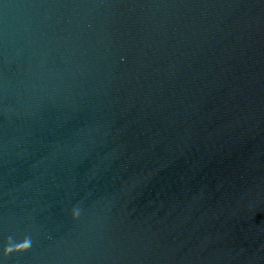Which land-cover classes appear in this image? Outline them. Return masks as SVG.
I'll use <instances>...</instances> for the list:
<instances>
[{
  "label": "water",
  "instance_id": "water-1",
  "mask_svg": "<svg viewBox=\"0 0 264 264\" xmlns=\"http://www.w3.org/2000/svg\"><path fill=\"white\" fill-rule=\"evenodd\" d=\"M0 264H264V0H0Z\"/></svg>",
  "mask_w": 264,
  "mask_h": 264
}]
</instances>
